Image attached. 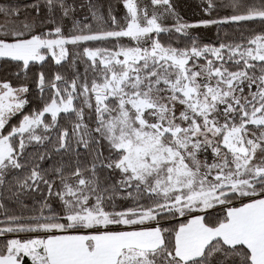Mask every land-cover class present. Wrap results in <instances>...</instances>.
Returning <instances> with one entry per match:
<instances>
[{
	"label": "snow or ice",
	"instance_id": "snow-or-ice-1",
	"mask_svg": "<svg viewBox=\"0 0 264 264\" xmlns=\"http://www.w3.org/2000/svg\"><path fill=\"white\" fill-rule=\"evenodd\" d=\"M0 264H264V0H0Z\"/></svg>",
	"mask_w": 264,
	"mask_h": 264
}]
</instances>
